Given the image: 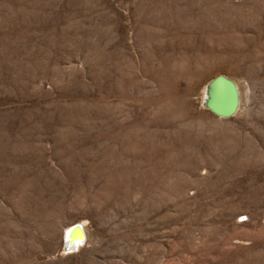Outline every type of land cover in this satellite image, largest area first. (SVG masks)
<instances>
[{
  "label": "rangeland",
  "instance_id": "374dc122",
  "mask_svg": "<svg viewBox=\"0 0 264 264\" xmlns=\"http://www.w3.org/2000/svg\"><path fill=\"white\" fill-rule=\"evenodd\" d=\"M0 264H264V0H0Z\"/></svg>",
  "mask_w": 264,
  "mask_h": 264
},
{
  "label": "water",
  "instance_id": "95a60500",
  "mask_svg": "<svg viewBox=\"0 0 264 264\" xmlns=\"http://www.w3.org/2000/svg\"><path fill=\"white\" fill-rule=\"evenodd\" d=\"M203 106L219 118H230L235 115L239 107V94L234 82L223 75H218L211 79L205 88ZM75 228L82 231L80 225H73L68 229L64 236L66 251L76 249V245H71L70 242L72 241L71 234ZM68 236L69 241L67 240ZM83 242H78V244Z\"/></svg>",
  "mask_w": 264,
  "mask_h": 264
},
{
  "label": "bare ground",
  "instance_id": "6f19581e",
  "mask_svg": "<svg viewBox=\"0 0 264 264\" xmlns=\"http://www.w3.org/2000/svg\"><path fill=\"white\" fill-rule=\"evenodd\" d=\"M82 231H84L83 228ZM82 231L78 228H75L71 234V245H76V248L81 244H78V242H83L85 240V233ZM67 240L69 241V236L67 237Z\"/></svg>",
  "mask_w": 264,
  "mask_h": 264
}]
</instances>
